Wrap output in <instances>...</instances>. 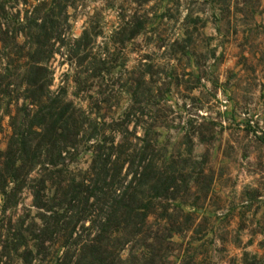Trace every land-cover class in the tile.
<instances>
[{"label": "trees", "instance_id": "trees-1", "mask_svg": "<svg viewBox=\"0 0 264 264\" xmlns=\"http://www.w3.org/2000/svg\"><path fill=\"white\" fill-rule=\"evenodd\" d=\"M204 1L218 11L215 21L231 13L226 0ZM151 2L106 0L85 14L74 37L69 11H86V0H0V130L5 120L9 129L0 151V264H175L168 256L174 236L199 233L197 202L185 201L210 199L213 179L198 162L180 167L154 128L182 87L177 65L197 61L188 22L201 20L183 0H162L154 12ZM181 7L179 33H162ZM106 10L114 11L109 29ZM255 15L249 19L264 35ZM139 37L145 48L129 52L138 60L128 68L127 47ZM256 49L240 57L248 75L247 65L264 61V44ZM58 56L68 70L55 87ZM113 91L128 98L120 113L112 112ZM262 245V254L243 252L239 264H264Z\"/></svg>", "mask_w": 264, "mask_h": 264}, {"label": "rangeland", "instance_id": "rangeland-1", "mask_svg": "<svg viewBox=\"0 0 264 264\" xmlns=\"http://www.w3.org/2000/svg\"><path fill=\"white\" fill-rule=\"evenodd\" d=\"M183 1L187 8H191L193 19L198 16L201 20L198 25L188 22L193 32L191 49L195 50L197 61L193 67H187L185 61L177 65L182 87L173 92L170 99L172 113L160 112L158 122L163 126L154 129L159 132V146L166 150L168 156L179 158L182 161L180 167L188 169L194 167L193 162H198L213 182L210 199L185 201L186 204L197 202L196 224L199 226L196 231L199 233L174 236V247L168 256L175 264L180 261V264H239L243 252L260 255L263 252L259 244L262 242L264 247V61L247 65L250 75L246 74V67L239 64L242 54L248 56L247 52L264 44L262 28L255 27L249 19V14L254 13L256 26L264 25V0H226L231 13L224 15L221 23L215 21L214 16L218 20L219 13L214 12L208 2ZM105 2L86 0V11L82 8L69 11L74 37H79L82 32L85 14L94 7H102ZM160 2L162 0H152L147 8L154 12L159 9ZM243 2L247 3V8L235 7L236 3ZM240 8H244V12L235 13ZM245 14L248 17L241 20ZM185 15L182 7L178 13L172 12V22L164 26L162 33L170 37L179 33ZM104 18L109 29L115 20L114 11L106 10ZM227 22L230 25L225 33ZM249 29L253 34L246 41L244 34ZM107 33L105 31V36ZM197 34H202V37L198 38ZM142 40L143 37H139L135 44L128 45V68L138 60L136 54L129 52L140 47L144 49ZM152 51L155 59L162 58V51ZM213 51L215 60L210 57ZM52 64L57 87L66 82L64 74L68 67L59 56ZM162 68L160 72L164 74L165 68ZM191 70L195 73L188 76ZM196 74L201 76L200 83L196 82ZM112 83L108 81L107 85ZM105 86L103 90L106 92ZM111 97L112 112L120 113L128 98L120 97L116 91ZM193 128L199 130V138L192 136ZM137 133L141 134L140 129ZM8 134L5 120L0 130V151L5 148ZM189 159L190 162L187 161ZM79 166L85 168V161H81ZM23 203L27 208L29 198L25 197ZM249 240L252 245L246 248ZM126 254L123 252L122 256Z\"/></svg>", "mask_w": 264, "mask_h": 264}]
</instances>
